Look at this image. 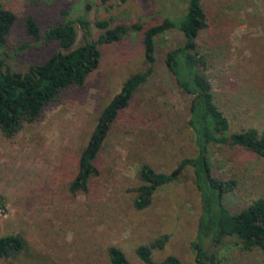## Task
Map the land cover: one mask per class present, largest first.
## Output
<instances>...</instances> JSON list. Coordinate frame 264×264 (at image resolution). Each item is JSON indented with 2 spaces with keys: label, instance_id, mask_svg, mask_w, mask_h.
Here are the masks:
<instances>
[{
  "label": "rangeland",
  "instance_id": "374dc122",
  "mask_svg": "<svg viewBox=\"0 0 264 264\" xmlns=\"http://www.w3.org/2000/svg\"><path fill=\"white\" fill-rule=\"evenodd\" d=\"M3 1L17 16L6 51L13 55L8 61L18 72L44 63L59 50L56 41L45 39V32L67 19L86 16L94 24L98 17L110 19L108 28L143 24L120 41L103 44L100 67L83 86L67 89L58 103L48 106L39 122L13 139L0 129V237L20 234L29 244L28 252L13 264H114L108 252L111 245L121 247L133 263L145 264L136 248L164 233L171 238L164 249L154 250L155 261L173 254L183 264H196L192 242L202 205L192 167L161 187L147 208L134 206L143 163L170 172L182 158L198 153L199 122L194 119L190 124V99L172 83L165 68L167 52L184 44L180 29L157 37V70L114 124L97 159L100 173L89 192L73 195L70 191L99 115L123 82L145 68V29L166 16L179 20L189 0H110L107 5L101 0ZM203 2L211 27L200 34L199 46L211 59L209 78L216 101L230 120V132L249 127L262 130L264 0ZM28 15L36 17L41 38L28 35ZM94 24L91 40L107 30ZM78 29L77 44H83L86 31ZM211 160L216 175L235 171L241 178L240 188L226 199L233 210L264 192V159L259 155L214 144ZM218 254L225 264H264V254L242 251L232 240Z\"/></svg>",
  "mask_w": 264,
  "mask_h": 264
},
{
  "label": "trees",
  "instance_id": "16d2710c",
  "mask_svg": "<svg viewBox=\"0 0 264 264\" xmlns=\"http://www.w3.org/2000/svg\"><path fill=\"white\" fill-rule=\"evenodd\" d=\"M101 1L107 4L110 0ZM106 9L110 10L108 6ZM16 19V13L0 0V129L12 139L28 126L39 122L47 107L58 103L67 89L85 84L101 65L103 44L116 43L128 32L143 28L141 23L118 24L108 28L110 19L97 18V26L107 30L101 32L98 39L91 40V20L86 16L76 20L67 19L45 32V39L56 41L59 50L44 63L32 64L28 70L18 72L13 71L8 61L13 55L6 51ZM77 21L86 31L82 35L85 38L83 44H77ZM25 26L29 36L36 39L42 37L40 25L33 15L25 18ZM210 27V13L203 0H189L179 20L166 16L162 22L145 29V68L123 82L121 89L99 115L79 157L78 170L71 180L70 191L73 195L89 192L93 178L100 173L97 159L114 124L157 70V37L172 29H180L185 37L184 44L174 46L167 52L165 68L172 83L190 99V124H193L194 119L199 122L200 132L196 137L198 153L193 157L182 158L170 172L157 171L149 163H143L138 169L141 183L134 189V206L138 210L147 208L161 187L177 181L188 167H192L202 205L197 236L192 242L196 264H225L218 252L231 240L237 242L242 251L264 254V192L233 210L226 199L228 194L236 193L240 188L241 178L235 171L228 176L215 174L211 146L220 144L229 149L246 150L264 159V128L249 127L230 132V120L217 103L209 78L211 59L200 50L198 41L200 34ZM170 238L171 234L164 233L149 243L139 245L136 248L138 257L145 264H183L173 254L160 262L154 260V250L164 249ZM28 250V241L20 234L0 237V262L13 264ZM108 252L114 264H135L118 245H111Z\"/></svg>",
  "mask_w": 264,
  "mask_h": 264
},
{
  "label": "water",
  "instance_id": "95a60500",
  "mask_svg": "<svg viewBox=\"0 0 264 264\" xmlns=\"http://www.w3.org/2000/svg\"><path fill=\"white\" fill-rule=\"evenodd\" d=\"M107 5V4H106ZM87 9H90V6H87ZM97 17H98V14H97ZM99 18V17H98ZM94 23H91V25H90V27L93 25ZM77 25H79V28L81 29V30H83V28H82V26H81V23L80 22H77L76 24H75V27H76V31H77V34H76V38L78 37V27H77ZM95 26H97L96 24H94ZM111 26V21H110V25H109V27Z\"/></svg>",
  "mask_w": 264,
  "mask_h": 264
}]
</instances>
